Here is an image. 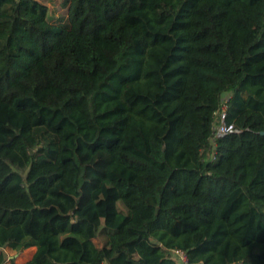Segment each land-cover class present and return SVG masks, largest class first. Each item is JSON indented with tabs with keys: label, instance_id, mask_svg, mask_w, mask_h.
I'll list each match as a JSON object with an SVG mask.
<instances>
[{
	"label": "trees",
	"instance_id": "obj_1",
	"mask_svg": "<svg viewBox=\"0 0 264 264\" xmlns=\"http://www.w3.org/2000/svg\"><path fill=\"white\" fill-rule=\"evenodd\" d=\"M30 247L264 264V0H0V249Z\"/></svg>",
	"mask_w": 264,
	"mask_h": 264
},
{
	"label": "rangeland",
	"instance_id": "obj_2",
	"mask_svg": "<svg viewBox=\"0 0 264 264\" xmlns=\"http://www.w3.org/2000/svg\"><path fill=\"white\" fill-rule=\"evenodd\" d=\"M43 1L49 4V0H43ZM55 1L59 2L60 0H55ZM61 11L63 10L61 9ZM225 98H227V96H225ZM101 243H102V240L98 238L97 244L101 245ZM33 251H34V247H30L19 254H16L6 248L0 249V264H12L13 262L15 264H21L22 262H24L27 258L31 256Z\"/></svg>",
	"mask_w": 264,
	"mask_h": 264
},
{
	"label": "built area",
	"instance_id": "obj_3",
	"mask_svg": "<svg viewBox=\"0 0 264 264\" xmlns=\"http://www.w3.org/2000/svg\"><path fill=\"white\" fill-rule=\"evenodd\" d=\"M224 118H225V114L222 111L221 114H220L219 123H216L215 125H213V134L216 137H220V136H223L225 134H228V133H231V132L235 131V129H234L232 124H226L224 122ZM173 255L179 261V263L187 264V259H186V256H185L183 251L174 250L173 251Z\"/></svg>",
	"mask_w": 264,
	"mask_h": 264
},
{
	"label": "water",
	"instance_id": "obj_4",
	"mask_svg": "<svg viewBox=\"0 0 264 264\" xmlns=\"http://www.w3.org/2000/svg\"><path fill=\"white\" fill-rule=\"evenodd\" d=\"M263 133V132H262Z\"/></svg>",
	"mask_w": 264,
	"mask_h": 264
}]
</instances>
